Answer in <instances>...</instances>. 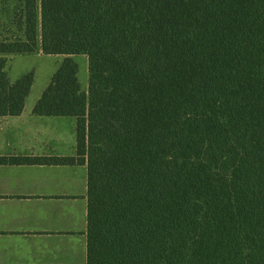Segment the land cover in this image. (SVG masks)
Wrapping results in <instances>:
<instances>
[{"label": "trees", "instance_id": "16d2710c", "mask_svg": "<svg viewBox=\"0 0 264 264\" xmlns=\"http://www.w3.org/2000/svg\"><path fill=\"white\" fill-rule=\"evenodd\" d=\"M64 56L38 115L77 119L87 264H264V0H0V116ZM88 59V87L74 56Z\"/></svg>", "mask_w": 264, "mask_h": 264}, {"label": "crops", "instance_id": "0c3cea01", "mask_svg": "<svg viewBox=\"0 0 264 264\" xmlns=\"http://www.w3.org/2000/svg\"><path fill=\"white\" fill-rule=\"evenodd\" d=\"M27 99L0 116V157L76 156V117ZM88 190L87 164L0 163V264H87Z\"/></svg>", "mask_w": 264, "mask_h": 264}, {"label": "rangeland", "instance_id": "374dc122", "mask_svg": "<svg viewBox=\"0 0 264 264\" xmlns=\"http://www.w3.org/2000/svg\"><path fill=\"white\" fill-rule=\"evenodd\" d=\"M40 53V54H38ZM8 57V73L12 80H16L21 75L29 72L34 73V82L27 99V108L38 100L45 88L50 83L54 73L59 68L64 59L60 54H42L41 52L31 54H11ZM79 64V80L83 89L88 86V59L83 54L74 56Z\"/></svg>", "mask_w": 264, "mask_h": 264}]
</instances>
